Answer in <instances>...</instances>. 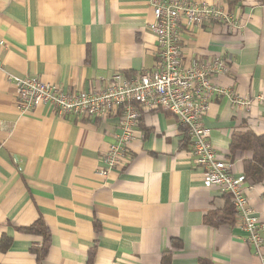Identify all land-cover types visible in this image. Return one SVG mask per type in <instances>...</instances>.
I'll return each mask as SVG.
<instances>
[{
    "label": "crops",
    "instance_id": "obj_1",
    "mask_svg": "<svg viewBox=\"0 0 264 264\" xmlns=\"http://www.w3.org/2000/svg\"><path fill=\"white\" fill-rule=\"evenodd\" d=\"M194 1L239 23L182 30L179 46L184 67L194 59L226 61L216 81L246 105L215 96L203 124L234 176H243L242 157L228 149L233 133H264V0ZM151 22L145 0H0V239L10 240L0 264H37L29 250L39 239L17 229L38 220L50 233L42 264H86L94 246L92 264H160L166 250L171 264H261L236 218L233 226L206 224L226 196L203 184L186 129L169 112L135 105L134 140L121 164L101 176V157L120 133L119 110L95 120L60 117L46 105L28 115L15 109L8 75L87 93L104 90L114 74L153 71ZM243 187L264 239V179Z\"/></svg>",
    "mask_w": 264,
    "mask_h": 264
},
{
    "label": "built area",
    "instance_id": "obj_2",
    "mask_svg": "<svg viewBox=\"0 0 264 264\" xmlns=\"http://www.w3.org/2000/svg\"><path fill=\"white\" fill-rule=\"evenodd\" d=\"M153 11V22L148 30L157 42L156 66L153 71L125 78L117 73L104 90L92 92H65L34 77L8 75L15 86V109L19 115H28L41 106H49L60 117L75 116L101 119L113 111L121 112L117 143L109 145L102 155L98 174L105 176L117 168L125 157L127 146L134 140V130L140 118L138 105L145 111L164 110L177 118L186 129L195 166L203 171L206 187H216L229 196L237 226L244 233V241L255 249L264 264V239L261 225L245 194L243 176H234L231 163L221 156L210 142V130L203 124L213 97L227 96L232 105H246L221 88L216 77L224 73L226 61L192 60L182 65L179 46L182 30H190L221 23L229 29L238 28L237 17L222 8L194 0H145ZM252 186L250 185L249 189Z\"/></svg>",
    "mask_w": 264,
    "mask_h": 264
},
{
    "label": "trees",
    "instance_id": "obj_3",
    "mask_svg": "<svg viewBox=\"0 0 264 264\" xmlns=\"http://www.w3.org/2000/svg\"><path fill=\"white\" fill-rule=\"evenodd\" d=\"M229 154L233 158L237 154L242 157V173L244 179L250 184H258L264 179V133L256 135L252 131L243 133H233L230 138ZM246 153H251L250 159H245ZM226 196L225 207L217 212L210 213L206 216L205 222L209 226H218L220 224L235 225V214L230 204L229 196ZM97 230V227H95ZM17 232L23 235L32 236L39 239L30 247V253L35 256L36 263L42 264L50 248V233L42 221L38 220L34 224L17 229ZM10 246V240L5 237L0 239V251H6ZM95 247V246H94ZM88 253L86 264H92L95 254V248ZM171 247L181 250L180 241H171ZM172 252L166 250L162 253L160 264H171ZM199 264H210L205 260H200Z\"/></svg>",
    "mask_w": 264,
    "mask_h": 264
}]
</instances>
